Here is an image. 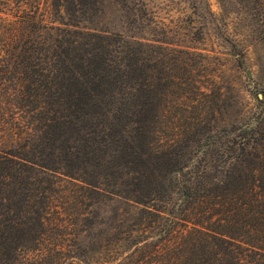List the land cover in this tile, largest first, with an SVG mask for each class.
Returning <instances> with one entry per match:
<instances>
[{"label": "trees", "instance_id": "1", "mask_svg": "<svg viewBox=\"0 0 264 264\" xmlns=\"http://www.w3.org/2000/svg\"><path fill=\"white\" fill-rule=\"evenodd\" d=\"M104 1L0 0V264H264V0H218L227 52L80 27Z\"/></svg>", "mask_w": 264, "mask_h": 264}, {"label": "rangeland", "instance_id": "2", "mask_svg": "<svg viewBox=\"0 0 264 264\" xmlns=\"http://www.w3.org/2000/svg\"><path fill=\"white\" fill-rule=\"evenodd\" d=\"M234 5L236 6L235 2ZM40 6L41 17L44 20L58 19L51 12L50 0H41ZM209 9L212 10V15L208 14ZM229 10V17L224 13L220 14L218 0H135L133 4L129 0H105L97 15L79 26L101 32H117L173 46L227 52V44L219 33L225 26L224 22L227 21L229 27L233 20L237 30L241 28L240 26L247 27L249 24V21L242 25L240 22L237 24L236 19L234 20L235 7H230ZM244 32L247 34L241 37V40L246 53V63L253 72H256L264 51L260 43H256L251 32ZM241 97L250 110L255 102L254 97L247 92H243Z\"/></svg>", "mask_w": 264, "mask_h": 264}]
</instances>
